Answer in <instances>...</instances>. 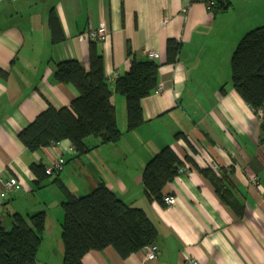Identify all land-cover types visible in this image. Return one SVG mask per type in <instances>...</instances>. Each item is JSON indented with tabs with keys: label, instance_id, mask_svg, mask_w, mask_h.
Here are the masks:
<instances>
[{
	"label": "crops",
	"instance_id": "0c3cea01",
	"mask_svg": "<svg viewBox=\"0 0 264 264\" xmlns=\"http://www.w3.org/2000/svg\"><path fill=\"white\" fill-rule=\"evenodd\" d=\"M222 1L230 7L214 14L205 0H0V192L9 179L22 186L0 200L2 225L11 227L14 214L30 223L44 212L41 250H64V195L52 182L59 177L75 197L105 184L143 210L158 232L156 260L146 259L147 248L122 258L109 247L89 252L83 264H188L189 258L199 264H264V109L255 111L237 93L231 66L245 34L264 26V0ZM52 14L64 33L60 43L53 40ZM101 24L108 31L105 41L81 37ZM169 40L181 44L174 63L168 62ZM93 50L103 58L112 87L129 73L133 59L159 65L162 91L142 100L144 123L129 129L127 100L114 92L122 134L117 144L90 136L85 143L92 151L81 158L68 140L30 151L20 132L48 107H70L80 95L75 86L55 81L57 65L77 60L89 70ZM152 51L155 60L147 57ZM165 147L184 163V172L164 188V198H175L172 206L150 202L143 183L145 167ZM59 159L65 160L63 169L37 188L31 166Z\"/></svg>",
	"mask_w": 264,
	"mask_h": 264
},
{
	"label": "trees",
	"instance_id": "16d2710c",
	"mask_svg": "<svg viewBox=\"0 0 264 264\" xmlns=\"http://www.w3.org/2000/svg\"><path fill=\"white\" fill-rule=\"evenodd\" d=\"M225 3L218 0L213 13L226 12L230 3ZM49 24L54 42H62L65 37L55 14L51 15ZM180 47L175 40L168 41L169 63L176 61ZM231 66L232 84L237 93L255 111L264 109V26L245 34L233 53ZM159 70V65L153 61L133 59L129 73L112 87L105 75L103 58L95 50L90 55L89 70L77 60L61 62L54 74L55 81L75 86L79 97L70 107L60 110L48 107L20 132L19 138L32 152L68 140L77 153L76 158L92 151L85 143L90 136L100 138L102 144H117L122 134L117 126L113 93L126 98L129 129L135 130L144 123L142 100L158 88ZM0 74H3L1 69ZM183 166L170 147L153 157L143 171L144 188L150 202L163 204L164 188L178 177ZM31 170L38 179L35 182L37 188L51 177L44 166L32 165ZM203 174L210 177L208 171ZM52 182L64 195L62 264H83V258L89 252L109 247L122 258H128L156 244L158 232L148 215L120 200L105 184L84 196L75 197L59 177ZM219 194L224 202L237 208V204L229 202L226 194ZM45 225L44 212L30 217V223L21 214L13 215L10 228L0 223V264H37Z\"/></svg>",
	"mask_w": 264,
	"mask_h": 264
},
{
	"label": "built area",
	"instance_id": "2783aa9c",
	"mask_svg": "<svg viewBox=\"0 0 264 264\" xmlns=\"http://www.w3.org/2000/svg\"><path fill=\"white\" fill-rule=\"evenodd\" d=\"M218 0H205L206 8L209 12H213V9L216 7ZM85 40H89L92 42H103L108 38V31L105 25L101 24L98 26V28L91 29L81 36ZM147 57L151 60H155L158 57V54L156 52H149L147 54ZM112 78H110L111 80ZM117 79V76H115V80ZM162 91V88H157L156 92L160 93ZM65 164L64 159H59L53 164L46 167V173L50 176L55 175L56 173L60 172ZM184 172V169L182 168L180 170V173ZM252 184L258 185L259 184V178L254 177L251 179ZM22 188L21 184L15 180V179H9L4 184V190L0 192V200H7L12 194L19 191ZM164 203L168 206H172L175 203V198L173 196H167L164 198ZM159 248L156 244H153L149 247H147V255L146 259L148 261H153L158 259L159 257ZM188 264H199V262L193 258H189L187 260Z\"/></svg>",
	"mask_w": 264,
	"mask_h": 264
},
{
	"label": "rangeland",
	"instance_id": "374dc122",
	"mask_svg": "<svg viewBox=\"0 0 264 264\" xmlns=\"http://www.w3.org/2000/svg\"><path fill=\"white\" fill-rule=\"evenodd\" d=\"M67 181H68V179L66 180V182ZM63 253H64V250H56V248H55V250H41L39 255H38L37 264H46L51 259H53V260L59 259V261H60V257L63 256ZM38 261H39V263H38Z\"/></svg>",
	"mask_w": 264,
	"mask_h": 264
}]
</instances>
